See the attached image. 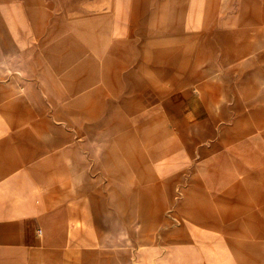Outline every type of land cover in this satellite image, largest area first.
I'll return each mask as SVG.
<instances>
[{"label":"crops","instance_id":"crops-1","mask_svg":"<svg viewBox=\"0 0 264 264\" xmlns=\"http://www.w3.org/2000/svg\"><path fill=\"white\" fill-rule=\"evenodd\" d=\"M263 6L264 0H0V71H101L107 102L119 103L108 114L114 125L92 130V139L102 137L88 144L89 158L77 138L67 137L76 128H0V264H264V255L259 262L243 246L239 213L176 210L166 214L182 218H164L163 210L83 207L100 194L160 193L163 183L187 175L210 146L204 140L213 142L219 121L229 118L230 80L236 78L235 97L242 99L239 87L254 88L264 71V17L243 13ZM229 7L237 9L227 16ZM196 69L208 77L203 96L195 93ZM141 134L145 143L149 136L171 143L157 165L161 175L142 173L140 154L130 163L118 153L116 140ZM226 134L221 129L214 146ZM236 146L238 161L263 153L247 158L249 144ZM208 165V177L225 175L222 163L220 174Z\"/></svg>","mask_w":264,"mask_h":264},{"label":"rangeland","instance_id":"rangeland-1","mask_svg":"<svg viewBox=\"0 0 264 264\" xmlns=\"http://www.w3.org/2000/svg\"><path fill=\"white\" fill-rule=\"evenodd\" d=\"M234 1L237 2V0ZM236 9V7L227 8L232 11L227 12V16L234 14ZM243 10L246 15L256 14L254 10H259L257 14L264 17V6L244 7ZM245 37L244 35V43L246 39H249ZM221 38L223 37L220 35ZM195 45L199 48L200 42H196ZM261 57L264 59V55L259 56V62L262 63ZM214 70L216 71H214L216 74L214 79L219 81L222 73L219 72L218 66H215ZM194 74L198 78L195 93L200 95V92L202 95V85L208 77L200 69H196ZM258 77L259 79L253 84L254 88L242 86L240 89L239 87L241 92L239 97L242 99L235 97L236 78L230 80V92L227 93L226 99L224 97L230 112L229 118L219 121L218 124L219 132L222 129V132L226 130L228 134L218 146L214 145L219 143L222 137H219V132L213 136V142L205 139L204 141L210 146L205 153L196 155L193 167L181 181L163 183L160 193L132 192L130 198L125 199L117 197V193H111L108 199L105 194H100L101 196L97 199L84 200V210H106L107 206H112L114 210H163L164 218L180 217L181 215L166 214L175 213L176 210L179 212L221 210V212L239 213L238 217L241 218L243 230V246L249 244L250 246L246 245L249 254L258 255L260 262L264 255L263 70L258 71ZM106 82L104 72H92L89 69L0 71V128L25 130L23 132H37L46 128L57 130L67 128L68 133L76 128L78 134L75 136L73 133H67V137L77 138V141L83 144V149L87 151L89 158L88 144H93L94 138L101 136L98 134L92 139V130L102 132L107 126L114 125V118H109L108 114H111V111L115 113L119 108V103L107 102ZM96 83H99V86ZM206 85L207 83L204 86ZM207 102L209 107L216 109L215 100L211 99ZM133 107L130 106L129 109L132 110ZM215 123L217 124V120ZM145 137L146 135L141 134V140L135 135L125 140L118 139L115 141V146L119 150L118 153L123 154L130 163L134 162L135 155L140 154L145 166V172L142 173L150 176L161 175L162 170L157 165L162 161V156L169 150L171 143L156 142L150 138L151 136L145 143ZM247 143L249 149L244 152L247 158L260 151L263 153L257 155L255 159L238 161L239 156L234 153H241L242 147L236 145ZM221 155L224 156L223 159L218 158ZM208 163L213 164V166L208 165V168L218 174L223 171L219 166L222 163L226 166L223 171L225 175L222 178L217 175L212 177L205 175ZM247 238L253 241H247Z\"/></svg>","mask_w":264,"mask_h":264}]
</instances>
